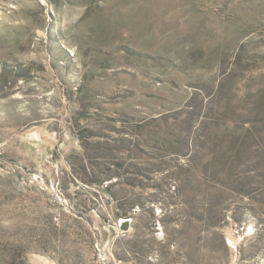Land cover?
Here are the masks:
<instances>
[{"label":"rangeland","instance_id":"1","mask_svg":"<svg viewBox=\"0 0 264 264\" xmlns=\"http://www.w3.org/2000/svg\"><path fill=\"white\" fill-rule=\"evenodd\" d=\"M147 261L264 264V0H0V264Z\"/></svg>","mask_w":264,"mask_h":264},{"label":"trees","instance_id":"2","mask_svg":"<svg viewBox=\"0 0 264 264\" xmlns=\"http://www.w3.org/2000/svg\"><path fill=\"white\" fill-rule=\"evenodd\" d=\"M221 87V86H220ZM193 152V151H192ZM193 155V154H192ZM191 155V156H192ZM190 156V157H191ZM216 173L217 176H219L220 180L226 178H230L232 172L226 171L223 169H219L214 171ZM184 178L182 180H186L189 184H190V180H189V176L187 174V172H183ZM221 175V177H220ZM112 176V173H108V172H102L100 174H98L96 176V179L93 180L92 182L99 188L108 191L112 197L114 198H118V196L116 195V193H114L111 190L112 184H107L106 186H102L103 181L110 179V177ZM195 183V182H194ZM220 184L219 187H217L216 189L212 187V189L214 190H209L207 188H201V186L199 185H193L192 189L194 192V196H196V199L194 200L193 203H186L183 202L181 207H180V211L179 213L183 214V220H185L186 225H192L194 222V217L199 221V224H202L200 226L207 227L209 229V227L212 225L211 222H213V220H217L216 218L220 219L222 217L221 215V206H223L221 203L222 199L225 197V195L227 196V193L231 192V191H236V185H228L226 182ZM243 188L244 189H248L249 185L247 183L243 184ZM180 189V190H179ZM181 191V188L178 186L177 189H175V195H179ZM183 192V191H182ZM130 203H128L129 206ZM132 205V204H131ZM187 205L189 207H187ZM128 206H126L125 204L122 205L121 203L116 202V208H118V210H126L127 208H129ZM199 208L200 211V215L197 213V209ZM124 212V211H123ZM171 212V210H170ZM163 225H164V231H165V237L162 241H156L154 238H141L139 239V235L136 236V238H132V240L127 241L126 245H127V250L131 253L132 259L135 258H143L146 257L147 254L149 252H151L152 247L154 244H159L160 248L162 247H168L171 244H174L175 246H180V247H185L183 246V243L180 242V237L181 236V230L179 229H171V230H167V223H164L163 221ZM183 233V232H182ZM119 259H122V257L118 256ZM189 257V256H188ZM190 259V257H189ZM192 260V257H191ZM147 264H154V263H150L149 261H147Z\"/></svg>","mask_w":264,"mask_h":264},{"label":"water","instance_id":"3","mask_svg":"<svg viewBox=\"0 0 264 264\" xmlns=\"http://www.w3.org/2000/svg\"><path fill=\"white\" fill-rule=\"evenodd\" d=\"M128 213H123V219L120 221V229L124 232H127L131 228V219L127 216Z\"/></svg>","mask_w":264,"mask_h":264}]
</instances>
